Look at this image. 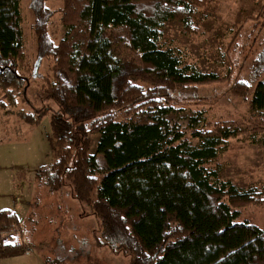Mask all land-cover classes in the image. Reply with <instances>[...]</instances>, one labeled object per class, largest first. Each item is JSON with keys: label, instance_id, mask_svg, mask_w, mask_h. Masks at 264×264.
<instances>
[{"label": "trees", "instance_id": "trees-1", "mask_svg": "<svg viewBox=\"0 0 264 264\" xmlns=\"http://www.w3.org/2000/svg\"><path fill=\"white\" fill-rule=\"evenodd\" d=\"M20 1L0 0L2 108L25 100L29 81L16 66L19 60L25 69L30 61H24ZM46 1H28L35 55L26 70L34 78L45 58L54 82L46 81L41 93L57 107L46 134L51 160L35 177L53 192L68 185L97 220L96 244L127 255L128 264H264V225L240 218L243 204L264 200V187L219 179L214 163L240 128L210 125L201 110L185 126L166 118L182 110L174 103L186 88L220 78L163 43L165 21L189 29L202 0H62L66 32L57 43ZM247 20L248 28L240 24L227 44L242 53L226 77L228 92L247 102L255 131L264 132V0ZM19 113L25 122L41 118L39 111ZM91 134L101 171L88 151ZM23 226L14 210L0 209V233ZM28 250L24 242L0 238V257ZM66 258L55 262L71 264Z\"/></svg>", "mask_w": 264, "mask_h": 264}, {"label": "rangeland", "instance_id": "rangeland-1", "mask_svg": "<svg viewBox=\"0 0 264 264\" xmlns=\"http://www.w3.org/2000/svg\"><path fill=\"white\" fill-rule=\"evenodd\" d=\"M28 1H20V14L23 52L27 57L24 61H30L25 69L19 60L16 63L17 70L29 77L24 87L26 101L17 98L15 104L8 103L3 108L0 105V189L3 188L5 195L11 198L10 201L3 200L0 207H9L18 214L21 226L24 225L19 232H22V241L28 245L31 255L3 256L0 262L37 264V261L48 258L51 260L49 264H60L55 262V258L64 255L67 257L65 262L71 264H128L127 255L113 253L107 246L96 244L95 235L99 232L97 220L86 211L85 205L71 196L68 185L53 192L45 187L42 179L35 177L37 167L51 160L46 134L49 131V117L57 107L41 93L47 88L46 81L54 82L45 58L39 60L34 78L26 70L28 66H33L35 55L33 17ZM261 3L262 0H202L195 5L196 14L189 29L183 28L176 19H168L163 25V43L177 48L185 63L193 64L203 72H215L220 77L215 82L186 88L189 93L179 94L174 103L175 108L182 110L171 112L166 118L176 125L185 126L192 113L201 110L210 125L226 122L237 125L241 135L229 139L227 147L214 163L219 179L230 180L240 187H264V132L255 131L258 124L250 120L247 102L228 92L231 82L226 77L235 67L233 61H237L242 53L231 47L227 49V44L240 24L248 28L247 17L254 15ZM61 4L62 0L46 1L52 11L48 31L55 43L66 32L60 22ZM250 56L246 54L247 59ZM0 98V103L4 102L1 93ZM19 111L36 114L39 111L41 118L34 123L25 122L19 117ZM89 139L88 151L94 156V169L101 171L104 162L94 148L97 136L91 134ZM192 143L196 144V139H192ZM96 174L99 179L101 173ZM24 175L26 178H23ZM28 205L32 211L29 217ZM240 212L241 219L264 225V200L243 204Z\"/></svg>", "mask_w": 264, "mask_h": 264}, {"label": "crops", "instance_id": "crops-1", "mask_svg": "<svg viewBox=\"0 0 264 264\" xmlns=\"http://www.w3.org/2000/svg\"><path fill=\"white\" fill-rule=\"evenodd\" d=\"M13 177V176H12ZM23 178H26V175H24V177ZM6 191L3 189V188H1L0 189V203H2L3 202V200L4 201H10V199L5 195L6 193H5ZM32 198H34V197H32ZM11 206V205H10ZM29 205H28V214L29 213H32V211H30L31 209H29ZM0 209H10V210H13V209H11V208H9V207H6V206H2V207H0ZM34 210V209H33ZM40 211H42V208L40 209ZM22 233V232H21ZM21 233L19 232V231H15V233L14 234H12L13 236H12V242H14V243H23V241H22V236H21ZM5 233H2L1 235V238H3V237H5L6 235H4ZM26 244V243H25ZM27 245V244H26ZM27 248H28V245H27ZM23 254H25V255H31V251L30 250H28V251H26V252H24V253H22V254H19V255H14V256H12V257H21ZM1 258V257H0ZM38 263L37 264H47L46 263V261L44 260V261H37ZM12 264L13 263H16V262H11ZM0 264H1V262H0ZM24 264H33V262H30V263H24Z\"/></svg>", "mask_w": 264, "mask_h": 264}, {"label": "built area", "instance_id": "built-area-1", "mask_svg": "<svg viewBox=\"0 0 264 264\" xmlns=\"http://www.w3.org/2000/svg\"><path fill=\"white\" fill-rule=\"evenodd\" d=\"M1 99V98H0ZM15 232H13V233H10V234H5L6 236L5 237H3V238H1V240H3L4 242H12V234H14Z\"/></svg>", "mask_w": 264, "mask_h": 264}]
</instances>
